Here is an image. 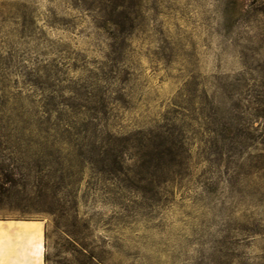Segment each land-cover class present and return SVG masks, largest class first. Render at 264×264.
Returning a JSON list of instances; mask_svg holds the SVG:
<instances>
[{
  "label": "rangeland",
  "instance_id": "obj_1",
  "mask_svg": "<svg viewBox=\"0 0 264 264\" xmlns=\"http://www.w3.org/2000/svg\"><path fill=\"white\" fill-rule=\"evenodd\" d=\"M158 126L168 175L93 154ZM0 134L46 264H264V0H0Z\"/></svg>",
  "mask_w": 264,
  "mask_h": 264
},
{
  "label": "trees",
  "instance_id": "obj_2",
  "mask_svg": "<svg viewBox=\"0 0 264 264\" xmlns=\"http://www.w3.org/2000/svg\"><path fill=\"white\" fill-rule=\"evenodd\" d=\"M111 12L115 15L110 21L114 27H121L132 21L128 18L125 7L121 2L113 6ZM4 136L0 134V203L11 198L15 192L26 191L27 189V182L24 181V178H26L25 173L22 167L16 163L17 160L23 157V155H20L22 152L20 150H10V146H3V142H9V137ZM183 142V137L174 134L171 128L158 126V131L150 130L140 135L134 133L115 139L107 136L106 143L99 144L97 149L95 148L96 146L93 148V154L98 156V161L100 162H116L117 170L122 180L150 181L147 177L153 178L159 177V175H168L172 165L181 162L180 148ZM129 149L132 152L126 155ZM6 150L7 153L5 152ZM14 153L19 154V157L15 159L12 156ZM128 160L133 161V166H129L126 163ZM131 174L132 176H130ZM44 185L47 187V184ZM39 190L40 187L38 188ZM47 237V233L44 234V240ZM43 261L44 264L48 261V256L45 252Z\"/></svg>",
  "mask_w": 264,
  "mask_h": 264
},
{
  "label": "crops",
  "instance_id": "obj_3",
  "mask_svg": "<svg viewBox=\"0 0 264 264\" xmlns=\"http://www.w3.org/2000/svg\"><path fill=\"white\" fill-rule=\"evenodd\" d=\"M43 222L0 218V264H44Z\"/></svg>",
  "mask_w": 264,
  "mask_h": 264
}]
</instances>
